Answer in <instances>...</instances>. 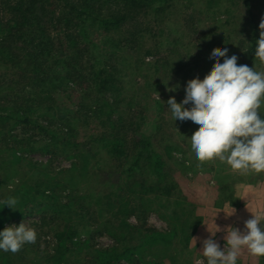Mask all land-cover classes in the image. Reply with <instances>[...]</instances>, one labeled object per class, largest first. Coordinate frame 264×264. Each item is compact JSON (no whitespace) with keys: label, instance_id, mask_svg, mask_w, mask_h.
<instances>
[{"label":"rangeland","instance_id":"obj_1","mask_svg":"<svg viewBox=\"0 0 264 264\" xmlns=\"http://www.w3.org/2000/svg\"><path fill=\"white\" fill-rule=\"evenodd\" d=\"M262 18L264 0H251L249 8L244 0H179L158 20L149 16L139 19L137 26L131 24L132 29L143 30L144 37L138 38L143 47L121 48L120 61L124 60V64L117 81L120 91L114 93V97L108 94V98L119 103L113 119L125 115L120 127L122 132L127 129L124 147L131 150V154L127 152L126 157H113L99 141L91 142L106 129L94 118L85 121L86 107L81 108V118L72 124L75 141L84 144L80 147L67 148L62 143L45 148L44 142L51 131L32 126L24 130L17 125L11 128L2 138L8 145L14 143L10 145L13 157L0 149V158L11 163L4 166L0 162V230L24 222L36 230L37 240L25 244L17 253L0 251V264H95L96 250L123 251L125 242L117 240L119 230L115 229L118 222L111 217L115 209L96 202L100 195L109 192L119 194L118 203L131 202L130 207H125V219L131 225L158 232L171 240L174 233L171 246L161 245L149 253L146 252L148 246L144 247L145 251L133 250L121 257L119 264H197L202 255L191 239L201 219H205L206 224L210 222L205 215L211 213L210 204L216 198L223 201L224 192H229L226 198L229 204L237 203L236 191L260 182L264 173L239 174L218 159L203 163L195 160L188 139L198 129L191 121L175 122L166 102L173 96L177 102L182 101L187 82L196 77L202 80L211 72L214 64L209 58L213 51L227 48L229 57H238V65L264 71V64L247 56L251 41L259 39ZM5 47L10 45L5 44ZM3 75L5 69L0 65V76ZM172 88L176 90L170 91ZM74 98L79 99L77 95ZM30 100L28 105H31ZM56 101L68 102L70 107L75 103L60 95ZM57 103H45L34 116L39 125L54 129L65 140L67 135L61 128L64 121ZM3 104L0 100V105ZM50 104L53 107H49ZM260 111L264 114V106ZM132 114H137V121L128 125L127 117ZM140 114L144 115L143 120ZM140 134L151 137L166 161L167 176L164 180L158 179L159 184L166 180L165 184L171 185L170 176L185 200L178 195V199L165 195L162 187L167 189L168 185H161V190L151 188L148 182L152 184L158 177L150 170H136L133 176L128 175L126 169L132 162L134 142ZM144 189H148L147 192L143 193ZM10 197L17 201L14 209L2 202ZM249 198L244 196L243 202ZM58 205L61 211L55 209ZM69 229L79 232L73 236V241L79 244L72 248L71 242L65 240L70 250H66L65 258H60L59 263L52 255L59 248L61 252L65 249L59 247L57 234ZM107 229L117 237L111 236Z\"/></svg>","mask_w":264,"mask_h":264},{"label":"trees","instance_id":"obj_2","mask_svg":"<svg viewBox=\"0 0 264 264\" xmlns=\"http://www.w3.org/2000/svg\"><path fill=\"white\" fill-rule=\"evenodd\" d=\"M175 1L179 0H0V65L5 69V76H0V100L4 101L0 110H5L0 112V149L11 153L10 156L13 157L14 152L10 145L14 143L8 145L2 137L10 133V129L16 125L21 126L23 130L32 126L42 131H51L44 142L45 148L62 143L67 148H74L73 145L80 147L84 144L75 141L72 124L81 118V108L86 107L85 121L94 118L95 122L106 129L91 142L99 141L101 147L116 158L131 154V150L128 151V148L124 147L127 129H123L124 133L120 127V123L125 121V115L123 113L113 119L119 103H116V99L113 101L108 98L109 93L114 97V93L120 91L117 81L122 76L124 60L123 63L120 61L122 56L119 51L122 47H143L138 39L144 37L143 30L132 29L131 24L136 25L139 19L149 16L158 20L168 12ZM250 1L244 0L248 8ZM256 40L254 38L247 49L249 60H257L254 55ZM5 44L10 47H5ZM27 90L29 93H24ZM59 95L75 103L72 107L68 102L59 104L56 101ZM75 95L78 100L74 98ZM28 100L31 105L27 104ZM49 101L58 104L59 114L64 121L61 128L64 129L63 134L67 135L65 140L61 139L54 129L39 125L34 116L38 107ZM49 107L53 105L50 104ZM135 115H128V125H134L137 121ZM140 117L141 120L144 119V115L140 114ZM45 122L48 125L47 121ZM132 152V162L126 169L129 176H133L136 170H150L158 177L154 183L148 182L151 188L161 190V185H168L165 184L166 180L159 184L158 179L164 180L167 176L166 161L156 150L149 135L140 134L134 142ZM0 162L4 166L11 164L3 157ZM169 178L171 185L169 184L167 189L162 187V192L175 196V199H184L177 191L173 178ZM147 190L144 189L143 193ZM116 197H119V194L104 193L96 202L99 205L105 203L110 210L115 209L111 217L118 222L115 226L116 231L119 230L118 237L109 229L107 232L113 237L116 236L117 240L125 242L123 251L96 250L95 264H119L120 258L133 250L145 251L144 247L148 246L146 252L149 253L161 245L173 244V232L171 240V237L166 235L151 233L150 230L128 223L125 219V207H130L131 202L118 203ZM65 206L67 207L66 204ZM55 209L61 211V205ZM77 233L79 232L69 229L65 233L57 234L59 247H64L65 251L61 252L59 248L57 253L52 255V259L62 262L59 259L66 255V250H70L65 240L68 239L74 248V245L79 244V241H73V236Z\"/></svg>","mask_w":264,"mask_h":264},{"label":"clouds","instance_id":"obj_3","mask_svg":"<svg viewBox=\"0 0 264 264\" xmlns=\"http://www.w3.org/2000/svg\"><path fill=\"white\" fill-rule=\"evenodd\" d=\"M259 30L254 55L264 64V18ZM228 51H213L209 58L214 64L211 72L202 80H189L183 100L177 102L170 97L167 110L175 122L191 121L198 129L188 139L195 160L203 163L218 159L239 174L264 173V114L260 111L264 106V71L238 65V57H229ZM2 202L13 209L17 203L11 197ZM217 231H209L211 237L203 240L199 252L202 259L197 264H239L243 250L253 257H264V213L244 221L243 230L228 227L223 249L212 238ZM36 240L34 228L24 222L11 225L0 230V251L17 253Z\"/></svg>","mask_w":264,"mask_h":264},{"label":"crops","instance_id":"obj_4","mask_svg":"<svg viewBox=\"0 0 264 264\" xmlns=\"http://www.w3.org/2000/svg\"><path fill=\"white\" fill-rule=\"evenodd\" d=\"M236 193V197L239 200L237 203L234 202L229 204L228 200H226L229 192L223 193L225 202L224 198L223 201L216 198V201H213L209 206V211L211 210V213L205 214L209 217L208 220H210V222L206 224L205 219H201L200 224H197L191 243L197 247L199 246L198 252L202 251L203 240L211 237L209 231L215 232L218 227L219 231H217L212 238H214L221 249H223L226 243L224 237L227 234L228 227H236L243 230L244 221L251 218L252 215L264 213V178L258 183L253 182L250 187L239 189ZM244 196H249L250 198L243 202ZM233 211L234 213L230 216L226 214ZM211 214L213 215L211 216ZM201 259L202 258H198V261ZM239 264H264V257H253L248 254L246 250H243L239 257Z\"/></svg>","mask_w":264,"mask_h":264}]
</instances>
